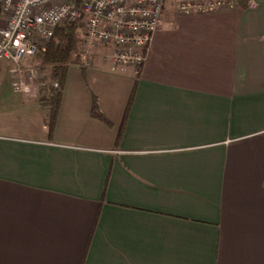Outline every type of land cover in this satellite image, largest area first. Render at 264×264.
Instances as JSON below:
<instances>
[{"label": "crops", "instance_id": "crops-1", "mask_svg": "<svg viewBox=\"0 0 264 264\" xmlns=\"http://www.w3.org/2000/svg\"><path fill=\"white\" fill-rule=\"evenodd\" d=\"M232 1L167 3L137 74L81 57L52 138L0 63V264H264V0Z\"/></svg>", "mask_w": 264, "mask_h": 264}, {"label": "built area", "instance_id": "built-area-1", "mask_svg": "<svg viewBox=\"0 0 264 264\" xmlns=\"http://www.w3.org/2000/svg\"><path fill=\"white\" fill-rule=\"evenodd\" d=\"M167 0H3L5 24L0 27V63L19 68L56 29L78 24L84 29V52L90 59L96 45L113 50L102 57L113 72L139 73L153 36L160 27ZM232 0H211L181 5L179 14H209L232 8ZM13 72H18L15 69ZM34 76L29 77L31 82ZM57 88L58 85L56 84ZM14 89L28 91L19 81Z\"/></svg>", "mask_w": 264, "mask_h": 264}, {"label": "trees", "instance_id": "trees-1", "mask_svg": "<svg viewBox=\"0 0 264 264\" xmlns=\"http://www.w3.org/2000/svg\"><path fill=\"white\" fill-rule=\"evenodd\" d=\"M240 1L237 0V2ZM244 2H247V0H244ZM80 31L81 29L78 24H65L56 29L52 39L47 41L45 45H41L37 53L32 57L35 59L34 62L40 65L39 76H37L38 82L47 85L46 94L40 99V105L49 110L48 117L45 120V127L49 138H52L54 135L69 68L73 64L79 65L80 63L78 55V48L81 42ZM47 69L50 70L53 76L44 75ZM56 84L58 85L57 88L55 87ZM132 99L133 97H131L129 106L125 111L123 122L120 124L117 143L120 142L124 134L127 111L130 109ZM91 116L95 120L111 126V122H108L103 113H101L96 100L92 107Z\"/></svg>", "mask_w": 264, "mask_h": 264}, {"label": "rangeland", "instance_id": "rangeland-1", "mask_svg": "<svg viewBox=\"0 0 264 264\" xmlns=\"http://www.w3.org/2000/svg\"><path fill=\"white\" fill-rule=\"evenodd\" d=\"M207 1H211V0H167L166 5H167V3L172 4L173 7L175 8V11L178 12L177 10L180 9L181 5H183V4L194 3V2H207ZM2 2H3V0H1V8H2ZM5 19H6V17L2 16V23H4V24H5ZM79 28L81 29V31H80L81 42H80V45H79V48H78V55H79L80 60H81V57H82L81 55L84 52V29L80 25H79ZM46 43L47 42L43 43L42 45H45ZM102 47L105 48V51H107L106 52L107 54H111L112 53L111 50H113V49L105 47L103 45H96L95 48H102ZM32 57H28L27 59H25L22 62V64L20 65L19 68L13 67L11 65L12 74L14 76H26L27 77V82H25L26 79L22 80L20 82L27 83L29 85L35 84V81H38L37 80V76H39V69H40V65H38L36 62H34L35 59L32 58ZM102 62H103V60H102ZM15 69H18V72H16V73L13 72ZM44 75L45 76H53L49 69H47L44 72ZM30 76H34V79L31 82L28 80ZM22 78H24V77H22Z\"/></svg>", "mask_w": 264, "mask_h": 264}]
</instances>
